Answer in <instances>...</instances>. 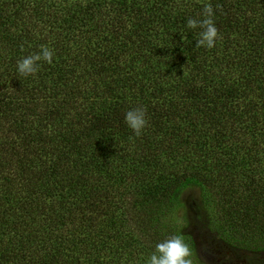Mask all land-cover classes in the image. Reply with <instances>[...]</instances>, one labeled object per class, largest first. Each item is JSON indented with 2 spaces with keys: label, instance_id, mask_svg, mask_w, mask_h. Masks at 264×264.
<instances>
[{
  "label": "trees",
  "instance_id": "trees-1",
  "mask_svg": "<svg viewBox=\"0 0 264 264\" xmlns=\"http://www.w3.org/2000/svg\"><path fill=\"white\" fill-rule=\"evenodd\" d=\"M173 235L194 264H264V0H0V264H147Z\"/></svg>",
  "mask_w": 264,
  "mask_h": 264
},
{
  "label": "clouds",
  "instance_id": "clouds-1",
  "mask_svg": "<svg viewBox=\"0 0 264 264\" xmlns=\"http://www.w3.org/2000/svg\"><path fill=\"white\" fill-rule=\"evenodd\" d=\"M203 14L205 17L203 20L189 19L187 26L192 29L197 27L202 29L196 42L197 47L211 49L220 38L212 19L214 12L211 4L204 5ZM53 56V49L41 45L38 53L28 55L17 62L18 73L25 77L35 75L39 71V62L43 60L51 64ZM125 122L136 136H140L148 125L146 110L142 107L128 110L125 113ZM193 256V249L185 242L183 235H173L155 246L147 264H194Z\"/></svg>",
  "mask_w": 264,
  "mask_h": 264
},
{
  "label": "rangeland",
  "instance_id": "rangeland-1",
  "mask_svg": "<svg viewBox=\"0 0 264 264\" xmlns=\"http://www.w3.org/2000/svg\"><path fill=\"white\" fill-rule=\"evenodd\" d=\"M184 197L186 199V202H189L192 199H195L196 195L193 194L192 192H188V193L184 194ZM239 197L240 196L237 193V191H236V193H233V194H227V195L221 197V202H219L218 206L221 208L223 206L222 204L224 203V206H225L224 208H226V204H228L231 207H234L235 206L234 204L237 202ZM222 201H223V203H222ZM241 208L242 207H239V209H241ZM228 215H227L228 219L231 220L230 224H234L236 226V228H237L236 231H231L233 236H235L237 238H243L244 237V233H248V235L245 234V237H249L250 236V232L254 231L253 228L258 227V224H251V223L250 224H246V223L244 224V221L237 220V218H239L240 215L236 216L235 214H231V213H229ZM221 217H222V220L225 221V216L221 215ZM228 224H229V222H228ZM239 224H244V226L242 227ZM148 258H150V256H148Z\"/></svg>",
  "mask_w": 264,
  "mask_h": 264
}]
</instances>
